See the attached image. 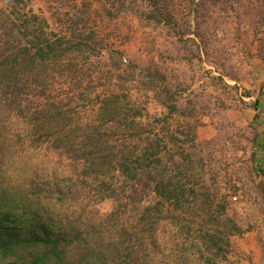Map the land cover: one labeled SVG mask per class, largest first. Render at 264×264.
<instances>
[{
	"label": "trees",
	"instance_id": "1",
	"mask_svg": "<svg viewBox=\"0 0 264 264\" xmlns=\"http://www.w3.org/2000/svg\"><path fill=\"white\" fill-rule=\"evenodd\" d=\"M8 1L12 9H0V264L225 260L238 232L224 216L225 195L210 191L164 117L145 119L131 88L138 82L150 88L167 116L179 115L177 100L163 85L148 87L147 70L108 47L97 21L135 11L168 24L174 15L165 0H47L56 29L37 14L16 11L23 0ZM13 121L25 128L12 141L6 126ZM19 140L67 160L75 178L68 193L46 176L39 181L24 169L3 168ZM142 179L153 194L145 204L130 192ZM78 187L93 192L79 197ZM105 199L113 209L99 214L92 206Z\"/></svg>",
	"mask_w": 264,
	"mask_h": 264
},
{
	"label": "rangeland",
	"instance_id": "2",
	"mask_svg": "<svg viewBox=\"0 0 264 264\" xmlns=\"http://www.w3.org/2000/svg\"><path fill=\"white\" fill-rule=\"evenodd\" d=\"M165 4L173 11L170 23L143 20L135 11L107 20L97 17L101 36L124 62L147 70L152 78L148 87L163 85L177 100L179 115L167 116L150 88L143 90L142 82L131 88L145 119L164 117L169 129L177 131L176 144L190 153L210 191L225 195L224 216L238 232L229 238L227 257L219 264H264V0H165ZM14 8L37 14L50 28H57L47 0L18 1ZM0 9L8 12L12 5L0 0ZM187 123L193 128L194 144ZM24 128L13 121L6 126V136L13 141ZM15 142L7 154H14L13 164L4 160V169H24L39 181L46 176L58 192H69L66 188L75 178L63 156L33 148L28 141ZM52 172L56 178H51ZM15 175L11 181L17 186L20 178ZM73 191L79 197L93 192L89 187ZM130 192L137 203L153 200L145 179ZM95 203L92 208L99 214L114 206L112 199Z\"/></svg>",
	"mask_w": 264,
	"mask_h": 264
}]
</instances>
